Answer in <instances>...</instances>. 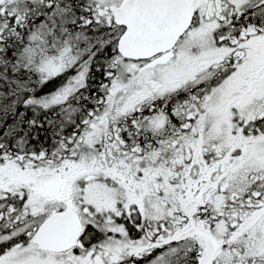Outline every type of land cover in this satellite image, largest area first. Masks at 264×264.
Masks as SVG:
<instances>
[{
    "label": "snow or ice",
    "instance_id": "1",
    "mask_svg": "<svg viewBox=\"0 0 264 264\" xmlns=\"http://www.w3.org/2000/svg\"><path fill=\"white\" fill-rule=\"evenodd\" d=\"M0 264H264V0H0Z\"/></svg>",
    "mask_w": 264,
    "mask_h": 264
}]
</instances>
